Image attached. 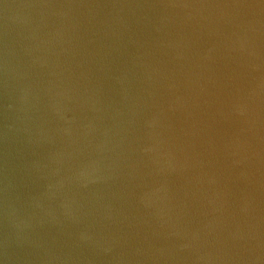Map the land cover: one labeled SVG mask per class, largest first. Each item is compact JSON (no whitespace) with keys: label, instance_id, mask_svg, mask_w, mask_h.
<instances>
[{"label":"water","instance_id":"95a60500","mask_svg":"<svg viewBox=\"0 0 264 264\" xmlns=\"http://www.w3.org/2000/svg\"><path fill=\"white\" fill-rule=\"evenodd\" d=\"M0 264H264V0H0Z\"/></svg>","mask_w":264,"mask_h":264}]
</instances>
